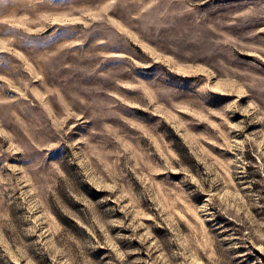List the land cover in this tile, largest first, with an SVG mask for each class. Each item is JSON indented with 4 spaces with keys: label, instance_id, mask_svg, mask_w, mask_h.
Listing matches in <instances>:
<instances>
[{
    "label": "rangeland",
    "instance_id": "374dc122",
    "mask_svg": "<svg viewBox=\"0 0 264 264\" xmlns=\"http://www.w3.org/2000/svg\"><path fill=\"white\" fill-rule=\"evenodd\" d=\"M0 264H264V0H0Z\"/></svg>",
    "mask_w": 264,
    "mask_h": 264
}]
</instances>
